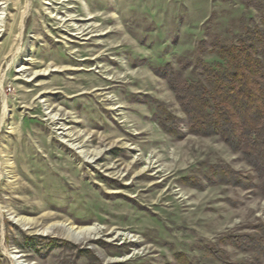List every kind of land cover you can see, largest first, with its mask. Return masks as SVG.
Wrapping results in <instances>:
<instances>
[{
    "label": "rangeland",
    "instance_id": "obj_1",
    "mask_svg": "<svg viewBox=\"0 0 264 264\" xmlns=\"http://www.w3.org/2000/svg\"><path fill=\"white\" fill-rule=\"evenodd\" d=\"M262 40L264 0H0V264H264L260 173L193 111Z\"/></svg>",
    "mask_w": 264,
    "mask_h": 264
},
{
    "label": "trees",
    "instance_id": "obj_2",
    "mask_svg": "<svg viewBox=\"0 0 264 264\" xmlns=\"http://www.w3.org/2000/svg\"><path fill=\"white\" fill-rule=\"evenodd\" d=\"M258 43L263 46L264 40ZM263 49L260 51L262 59L255 56L257 46H232L223 50L230 67L211 74L210 92L206 93L217 102L211 118L202 114L208 100L201 98L193 101L195 114L203 115L208 121L207 123L204 120L198 121L197 127L217 129L226 134V141L229 144L238 142L239 145L246 147V158L260 173L262 185H264Z\"/></svg>",
    "mask_w": 264,
    "mask_h": 264
},
{
    "label": "bare ground",
    "instance_id": "obj_3",
    "mask_svg": "<svg viewBox=\"0 0 264 264\" xmlns=\"http://www.w3.org/2000/svg\"><path fill=\"white\" fill-rule=\"evenodd\" d=\"M20 70H23V69H20ZM96 154L97 153H95L94 155ZM17 222L25 225L28 222V219L25 217H19L17 219ZM60 227H62L63 230L66 228V231H65L66 237L76 242L83 241L85 239H91V238L93 239L94 237L98 236L101 232L100 227L96 225L67 226L63 224V225H60ZM125 238H128V237H125Z\"/></svg>",
    "mask_w": 264,
    "mask_h": 264
}]
</instances>
